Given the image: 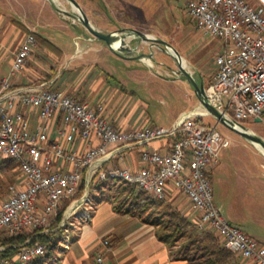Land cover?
<instances>
[{
    "label": "built area",
    "instance_id": "2783aa9c",
    "mask_svg": "<svg viewBox=\"0 0 264 264\" xmlns=\"http://www.w3.org/2000/svg\"><path fill=\"white\" fill-rule=\"evenodd\" d=\"M185 12L200 33L222 43L214 58L215 78L204 85V100L221 115L223 125H244L248 119L261 118L264 0H187ZM36 45L34 34H26L9 75L0 79V162L11 160L20 173L0 202V235H15L24 229L47 233L64 200L76 195L83 178L86 190L68 209L90 203L92 180L120 179L160 200L171 189L182 194L199 230L214 232L241 259L264 264V245L231 223L214 202L210 170L232 144L218 129L219 120L213 126L204 124L203 118L212 114L202 106V110L182 114L169 128L120 129L108 119L104 103L92 105L53 88L52 80L12 86L11 77L26 69ZM33 114L35 128L31 127ZM76 137L88 142L83 153L64 145ZM157 140H165L163 152L149 149ZM126 148L139 149L142 167H101L103 160ZM5 249L0 245V252ZM45 252V245L27 240L14 256L0 258V264L28 263ZM95 263L104 264L102 253Z\"/></svg>",
    "mask_w": 264,
    "mask_h": 264
},
{
    "label": "crops",
    "instance_id": "0c3cea01",
    "mask_svg": "<svg viewBox=\"0 0 264 264\" xmlns=\"http://www.w3.org/2000/svg\"><path fill=\"white\" fill-rule=\"evenodd\" d=\"M1 3L2 1L0 0V79L9 75L8 71L10 70L14 54L24 41L26 35V33L13 24L12 18L22 22L29 31L35 32L46 39L47 36H44V30L55 23L54 16L59 14V12H55L50 8V5L40 0H15L14 7L11 4L4 5L3 3L1 5ZM12 7L14 8V12L12 11ZM45 11L46 17H44ZM66 22L69 23L67 20ZM71 24L73 25L74 23L71 22ZM74 26L79 30L81 36L88 38V41L83 43L82 46L78 43L80 48L77 52L69 53L58 47L61 51V57L59 58L53 55L51 57L44 54V56H47L46 59L37 57L39 54L43 55L42 52L38 53V55L35 53L26 69L11 77V85L14 87L28 85L41 78H48L54 81L53 88L63 89L74 97L89 101L92 105L104 103L106 106V115L114 127L134 129L130 124V118L131 113L137 110L136 107L139 104L136 101L135 106L132 105L129 111V117L128 114L125 115L126 111L124 108L126 104L133 102L134 92H131L132 96L126 95L123 91L118 92V90H114L112 92V86H110L108 81L101 75H96L95 69L99 67L97 60L100 57L97 55L93 57L92 54H100L107 51L126 62L136 59L131 58L132 56H126V53L115 52L105 42L101 40L98 42V40L84 33L79 25ZM143 32V35L153 37L146 35L145 31ZM135 33L138 35V41L130 32L127 38V42L131 47L137 45L135 54H146V51L149 49L152 54L151 48L156 46L138 34H142V32L137 33L136 31ZM203 36L210 40V45L203 44L201 46L200 43L198 45L200 48H205L204 52L210 53V56L207 60L201 58L202 60L200 62L193 64V66L197 67L199 78L195 76L194 72L187 69L184 56L187 57L190 54L189 50H185L184 53V50L182 52V49H176L187 71L192 74L199 85H207L214 80L217 71L214 58L222 47V43L219 40L209 39V37ZM191 44L196 43L192 41ZM193 56H190L192 60ZM138 61L152 65L151 58L148 57L139 59ZM173 73L187 87L191 85L182 74L174 71V67ZM107 76L112 77L111 74H107ZM125 96H128V99ZM121 103L122 105L120 106ZM199 110H202L200 100L191 110L180 109L175 115L173 122L182 114ZM147 123L145 122L139 128L149 127ZM36 124L37 117L33 114L31 127L35 128ZM53 135L57 137L54 129ZM64 145L69 150L83 153L88 147V142L76 137L73 142H65ZM164 145L165 140H157L150 145L149 149L156 148L163 152ZM143 165L144 162L138 148H126L118 151L114 156L103 160L101 163L102 168L124 166L131 170H137ZM210 175L213 191L215 188L222 195L228 194L227 192H232L234 195L243 198L258 197L257 192L264 193L263 151L257 145H230L221 152L219 164L211 168ZM97 185H93L92 187L93 194L90 192L91 189H88L90 203L83 205L75 204L76 206L71 209L67 208L63 221L59 224V227L68 228L67 235L70 240L71 249L66 254V257L62 259V264H96L95 259L99 253L104 255V264H187L185 260L175 257V250L177 249L168 247L159 240L154 225L144 223L136 216L116 212L113 209L111 200L109 198L104 200L105 194L108 191L112 192L117 190L118 186L113 185L111 182H106L104 190L101 191ZM178 196L179 198L176 199ZM100 198L102 201L98 202ZM167 199L173 203L175 202V204H179V209L193 221L194 214L190 204L182 194L171 189ZM216 205L221 209L218 204ZM227 218L231 223L244 230L242 224H237L229 217ZM257 219L256 222H259L262 226L259 239L244 231L247 235L255 238L264 245V217H258ZM71 233L75 234L74 237L70 236ZM105 241L108 243L106 244ZM73 246H76L77 248L75 250L78 251H72ZM241 261H243V264H252L249 260L241 259Z\"/></svg>",
    "mask_w": 264,
    "mask_h": 264
},
{
    "label": "rangeland",
    "instance_id": "374dc122",
    "mask_svg": "<svg viewBox=\"0 0 264 264\" xmlns=\"http://www.w3.org/2000/svg\"><path fill=\"white\" fill-rule=\"evenodd\" d=\"M1 1V5L3 3L4 5L11 4L13 7L15 5V0ZM40 1H44L46 4L50 5V8L55 12H59V14L54 16L55 23L48 27V29H42L45 31L44 36H47L46 39L55 46L69 53H73L78 51L80 48L79 44L82 46L83 43L88 41L87 37L80 35L79 30L74 25H79L84 33L98 40L83 26L79 18L78 9L69 1ZM76 1L79 3L81 10L87 15L91 24L104 33L127 31V33L130 32L131 35H134L138 41V35L135 32H142V34H144L143 31H145L146 35L162 39L177 50L182 49L184 53L185 50H189L190 54L187 57L184 56V58L187 63V69L194 72L195 76L199 74L197 67L193 66V64L200 62V60H202L201 58L207 60L210 56V53L204 52L205 48L202 47V49L198 45L199 43L201 46L203 44L210 45L211 42L196 29L192 19L186 15L185 4L187 0ZM12 11L14 12V8ZM46 11L44 12V17H46ZM66 20L69 23H67ZM71 22L74 24L72 25ZM192 41L196 44H191ZM155 46L156 47L151 48L153 52L151 56L152 65L138 60L126 62L107 51L100 54H92L93 57H95V55L100 57V59L97 60L99 67L95 69L96 75H101L108 81L110 86H112V92L114 90H118V92L123 91L126 95L131 96V92H134L133 102L126 104L124 107L126 111L125 115L128 114L129 117V111L132 105L135 106L136 101L139 104L136 107L137 110L131 113L130 124L133 128H139L143 126L145 122H148L147 124L149 127L169 128L172 126L171 124L174 117L180 109L191 110L199 102V98L193 86L190 85L187 87L184 82L178 80L177 75L173 73V67L174 71L178 69L176 60L164 50L162 45ZM35 48V53H37V55L40 52L43 53V55L39 54V56H37L38 58L41 57L46 59L47 56L53 57L40 44L37 43ZM146 52V54H150V49ZM44 54L47 56H44ZM192 55H194L193 60L191 58ZM8 72H10V70ZM107 74H111L112 77H108ZM125 98L128 99V96H125ZM121 105L122 103L120 106ZM217 121L218 119L214 116H206L203 118L204 124L210 126L216 125ZM244 126L250 132L264 140V115L259 119L246 120ZM218 129L231 139V145H256L243 136L228 129L222 123L218 125ZM19 175L20 173L14 164H9L8 166V164L0 162V202L7 197L8 186L14 183ZM97 183H99V180H93V184L90 187V192L92 194L94 192L92 187ZM116 192L118 191H108L104 196V200L115 195ZM227 193L226 195H222V193L214 188V202L221 207V212L225 216L229 217L237 224H242V227L248 234L259 239L262 226L259 222H256V219L258 217H264V193L259 191L257 192L258 197L246 198L234 195L232 192ZM178 198L179 196L176 199ZM163 202L161 209H165V211L177 210L182 215H185V213L179 209V204H175V202L173 203L167 198L164 199ZM186 217L191 220L189 216ZM257 221L259 220L257 219ZM59 228L60 229L56 232L58 249L53 256L54 258L52 257L47 264H62V259L66 257V254L71 250L70 240L67 235L68 228ZM56 229L57 228L49 229L48 232H54ZM187 229L192 237H197L198 235L204 236L205 234V232L199 231V229L194 226V223ZM74 235L75 234L72 233L70 234L71 237H74ZM214 237L215 239L217 238L216 235H214ZM217 240L222 244L218 238ZM183 241L186 243L187 239L184 238L177 243V246H175V249H177L175 250L176 253L180 250L179 246ZM76 248V246H73L72 251H78L75 250ZM47 253L46 246V252L41 258L46 259ZM239 259L241 260V258Z\"/></svg>",
    "mask_w": 264,
    "mask_h": 264
},
{
    "label": "trees",
    "instance_id": "16d2710c",
    "mask_svg": "<svg viewBox=\"0 0 264 264\" xmlns=\"http://www.w3.org/2000/svg\"><path fill=\"white\" fill-rule=\"evenodd\" d=\"M13 24L26 34L33 33L38 44H40L47 52L56 57H61V51L52 42L29 31L25 25L19 20L12 18ZM42 80H50L41 78ZM2 163L13 164L9 159H4ZM106 182H111L118 187L116 194L109 199L113 203V209L122 214H129L138 217L142 222L152 224L156 227V235L160 241L168 247L175 248L177 243L182 239H187L180 244V250L176 253L177 259L185 260L187 264H243L233 252L228 250L221 239L212 231L199 230L205 232L204 236L192 237L188 233V227L193 224L185 215L177 210L161 209L163 200L151 197L145 192L138 191L133 184L120 179H109L99 181L97 187L103 191ZM93 184V180L89 184V189ZM85 180L81 182L79 189L74 197L64 200L54 219H52L49 229L57 228L54 232L41 233V229H24L15 235H0V245L6 249L0 252V258H11L18 250V247L30 240V244L40 243L47 246L46 259L38 258L23 264H47L55 255L58 249L57 230L62 222L64 213L72 200L80 198L85 192ZM100 198L98 202H101ZM195 226V225H194ZM196 227V226H195ZM197 228V227H196ZM221 241L219 243L217 238ZM54 258V257H53Z\"/></svg>",
    "mask_w": 264,
    "mask_h": 264
},
{
    "label": "water",
    "instance_id": "95a60500",
    "mask_svg": "<svg viewBox=\"0 0 264 264\" xmlns=\"http://www.w3.org/2000/svg\"><path fill=\"white\" fill-rule=\"evenodd\" d=\"M69 1L72 5H74L78 11H79V18L80 21L82 22L83 26L89 31V33L94 36L96 39L101 40L106 43L107 46H109L111 49H113L117 53H126V56H132L131 58L139 60L143 59L145 57L151 58L152 54H139L136 55L135 52L137 50V45L135 47H131L128 42L127 38L129 37V34L127 31H115L112 33H104L98 29H96L91 22L89 21L87 15L81 10V7L79 3L76 0H67ZM138 33V32H137ZM140 36L144 37L147 41H150L153 43V45H162L165 51H167L177 62L178 70L177 73L182 74L193 86L194 91L196 95L198 96L200 103L202 106L209 111L212 116L217 118L222 124V118L221 115L217 112V110L209 105L205 100H204V85L203 84H198L197 81L193 78L192 74L187 71L186 67H184L181 63V57L179 53L176 51V49L169 43L163 41L162 39H157V38H151L147 37L141 33H138ZM118 42L119 44L115 46V43ZM173 50L175 52V55L171 52ZM228 129L234 131L240 136H243L250 142L256 144L257 146H260L261 149L264 151V140L250 132L243 124H237L235 125L234 123L231 124H224Z\"/></svg>",
    "mask_w": 264,
    "mask_h": 264
},
{
    "label": "bare ground",
    "instance_id": "6f19581e",
    "mask_svg": "<svg viewBox=\"0 0 264 264\" xmlns=\"http://www.w3.org/2000/svg\"><path fill=\"white\" fill-rule=\"evenodd\" d=\"M119 43L118 42H116V46L118 45ZM171 52L175 55V53H174V51L173 50H171ZM147 60V59H146ZM180 63L184 66V63H183V61L182 60H180ZM185 67V66H184ZM259 148H261L260 146H258ZM262 150V149H261ZM263 151V150H262ZM264 152V151H263Z\"/></svg>",
    "mask_w": 264,
    "mask_h": 264
}]
</instances>
